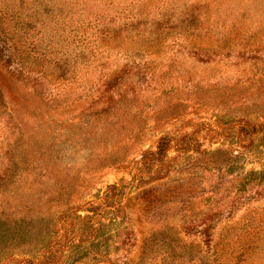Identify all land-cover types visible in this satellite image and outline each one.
Returning <instances> with one entry per match:
<instances>
[{
	"label": "rangeland",
	"instance_id": "374dc122",
	"mask_svg": "<svg viewBox=\"0 0 264 264\" xmlns=\"http://www.w3.org/2000/svg\"><path fill=\"white\" fill-rule=\"evenodd\" d=\"M0 264H264V0H0Z\"/></svg>",
	"mask_w": 264,
	"mask_h": 264
},
{
	"label": "trees",
	"instance_id": "16d2710c",
	"mask_svg": "<svg viewBox=\"0 0 264 264\" xmlns=\"http://www.w3.org/2000/svg\"><path fill=\"white\" fill-rule=\"evenodd\" d=\"M163 146H164V142H161L159 144V147H158V151L157 153L154 154V156H159L161 155L162 151H163ZM148 156H150V153H146V155L144 156V162H146V160H148Z\"/></svg>",
	"mask_w": 264,
	"mask_h": 264
}]
</instances>
